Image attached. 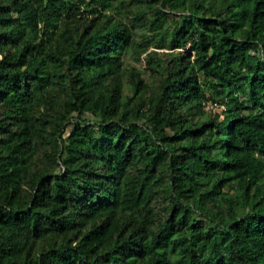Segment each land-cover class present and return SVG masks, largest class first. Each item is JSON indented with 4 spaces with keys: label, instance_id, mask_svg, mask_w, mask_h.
Returning <instances> with one entry per match:
<instances>
[{
    "label": "trees",
    "instance_id": "16d2710c",
    "mask_svg": "<svg viewBox=\"0 0 264 264\" xmlns=\"http://www.w3.org/2000/svg\"><path fill=\"white\" fill-rule=\"evenodd\" d=\"M121 2L0 0V264H264V0Z\"/></svg>",
    "mask_w": 264,
    "mask_h": 264
},
{
    "label": "rangeland",
    "instance_id": "374dc122",
    "mask_svg": "<svg viewBox=\"0 0 264 264\" xmlns=\"http://www.w3.org/2000/svg\"><path fill=\"white\" fill-rule=\"evenodd\" d=\"M112 2V6H114L115 8H117L118 10V16H122L123 17V4L121 2V0H111ZM135 27L132 28V30L134 31V34L136 35V40L138 42H140L142 39H149V51H153V52H157L156 57L157 58H161V59H165L167 60V58L169 57V54H171V52H173V50L171 49H165V48H156L155 47V37L152 36V32L150 30H148V28L144 25H141L139 21L135 22ZM185 52V50H182ZM124 64L127 67L130 66H134L136 67L138 70H142L143 73V78L145 80V82L148 84V86L151 88V86H153V84L156 83V76L154 74H152L151 71L147 70L144 68L145 66V57L144 55L141 56L139 61H136L135 59L129 57L128 55L124 56ZM125 92H129L128 88H125ZM205 110H210V109H214L216 108V104L212 103V102H208L207 104H205Z\"/></svg>",
    "mask_w": 264,
    "mask_h": 264
}]
</instances>
